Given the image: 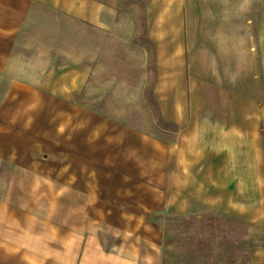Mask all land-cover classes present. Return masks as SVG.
Listing matches in <instances>:
<instances>
[{"label": "crops", "instance_id": "1", "mask_svg": "<svg viewBox=\"0 0 264 264\" xmlns=\"http://www.w3.org/2000/svg\"><path fill=\"white\" fill-rule=\"evenodd\" d=\"M36 1L94 27L105 9L99 0H0V264H162L164 225L153 216L186 213L194 201L256 203L251 264H264V98L230 95L225 122L200 116L210 103L187 66L188 0L146 9L156 101L181 127L172 141L78 101L87 65L20 60Z\"/></svg>", "mask_w": 264, "mask_h": 264}, {"label": "rangeland", "instance_id": "2", "mask_svg": "<svg viewBox=\"0 0 264 264\" xmlns=\"http://www.w3.org/2000/svg\"><path fill=\"white\" fill-rule=\"evenodd\" d=\"M99 1L104 3L105 9L100 26L96 27L80 23L73 15L36 1L28 24L18 36L16 52L20 60L41 62L52 69L75 62L87 65L93 72L87 91L77 98L78 101L157 138L176 139L181 127L164 118L154 93L158 60L147 26L146 9L150 0ZM185 23L187 66L194 78L205 82L208 89L210 104L200 112L203 119L217 123L228 121L230 95L264 98V13L261 2L188 0ZM5 85V80H1L2 92ZM254 208H257L256 203L251 209H237L233 202L220 208L194 201L186 213L179 215L168 209L155 214L153 218L164 225L162 264L166 222L176 219L179 223L196 220L198 223L191 225L194 232L193 229L201 226L200 219L207 218V227L202 232L216 230L213 246L216 250L219 249L221 227L230 225L240 233L247 232L251 257L252 237H256L251 235V230L255 234L258 231L250 223L253 218L250 212H256ZM228 216L234 218L230 224H226ZM260 221L256 219L259 227ZM178 236L177 233L170 235L171 238ZM167 249V257L172 262L184 258L180 241L174 239Z\"/></svg>", "mask_w": 264, "mask_h": 264}, {"label": "trees", "instance_id": "3", "mask_svg": "<svg viewBox=\"0 0 264 264\" xmlns=\"http://www.w3.org/2000/svg\"><path fill=\"white\" fill-rule=\"evenodd\" d=\"M233 219L228 216L226 224H230ZM178 220L166 222L163 264H250V242L246 235L247 232L240 233L230 225H226L224 229L221 227L222 232L219 233V244L217 245L219 249L216 250L213 247L216 230L212 228L210 232H207L206 228L207 233L202 232L204 227H207V218L200 219L201 226L193 229L194 232L191 230V225L193 222L198 223L196 220H184L183 223H179ZM211 220L214 222L213 219ZM173 233L179 236L171 238L170 235ZM174 239L181 242L184 257V260L175 263L167 257L169 255L167 246Z\"/></svg>", "mask_w": 264, "mask_h": 264}]
</instances>
